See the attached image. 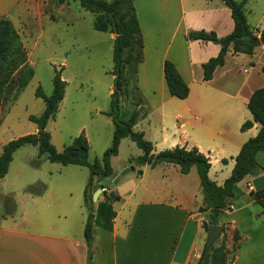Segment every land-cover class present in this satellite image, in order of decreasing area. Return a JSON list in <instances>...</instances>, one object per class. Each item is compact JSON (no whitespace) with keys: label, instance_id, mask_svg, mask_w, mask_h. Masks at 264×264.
<instances>
[{"label":"crops","instance_id":"0c3cea01","mask_svg":"<svg viewBox=\"0 0 264 264\" xmlns=\"http://www.w3.org/2000/svg\"><path fill=\"white\" fill-rule=\"evenodd\" d=\"M24 1L0 0V18L13 17ZM254 2L259 4L257 9L251 5ZM135 7L144 42L138 82L146 114L134 131L138 128L144 134L154 145V153L176 147L198 148L212 164L210 179L223 186L242 147L261 128L254 123L251 129L242 131L244 123L253 121L248 109L253 93L264 88V46L256 48L253 55L230 50L225 65L216 69L212 80L204 81L203 65L219 55L221 46L189 41L187 35L190 31L214 32L219 38L232 34L235 22L225 3L135 0ZM245 11L249 25L259 36L264 31V0H248ZM39 36L42 38L44 33ZM165 61L174 63L188 84L187 99L170 95ZM257 159L264 168L263 155ZM131 166L136 168V172H130L136 174L135 178L124 181L129 173L116 185L119 187L112 186L120 175L114 171L107 192L96 202L93 200L94 264H197L205 252V223L210 216L200 212L204 197L200 196L197 168L184 175L174 164L152 168L131 162L124 169ZM214 171L220 174L215 180L211 177ZM51 173L43 194L24 190L17 197L13 215L4 216L0 199V264H88V210L84 198L87 186L74 188V180L62 178V169ZM238 189L240 194L227 199L220 224L230 228L229 248L233 232L237 230L241 236V248L233 264H264V209L251 196L264 189V170L246 177ZM15 193L5 192L0 198ZM111 193L115 199L107 202L106 195Z\"/></svg>","mask_w":264,"mask_h":264},{"label":"trees","instance_id":"16d2710c","mask_svg":"<svg viewBox=\"0 0 264 264\" xmlns=\"http://www.w3.org/2000/svg\"><path fill=\"white\" fill-rule=\"evenodd\" d=\"M83 9L95 15L94 27L97 31L118 35L114 40V70L115 89L111 95V109L104 114L112 119L115 126L112 146L104 153L101 160L89 162L90 144L86 136L81 135L74 139L70 146L59 152L51 142V134L47 131V125L58 114L60 104L65 98L67 82L62 79L61 71H56L54 77V90L47 97L41 88L37 90V96L46 103V110L41 117H31V121L38 125V132L13 140L3 146L0 153V180L4 179L13 162L14 154L24 146L32 145L38 148L39 158L46 159L54 164L63 166L76 165L87 167L90 170V178L85 189V206L88 210V219L85 227V239L88 246V264L93 262V244L95 233V203L93 201V187L103 184V188L109 189L114 178L112 158L119 155L122 140L129 138L143 151V155L136 159L138 166L157 167L160 164H174L180 167L181 173L187 175L193 167H196L201 180V188L204 196L200 212H208L213 216V224L220 225L224 211L227 209V199L240 194L238 184L248 176L258 175L264 168L258 162V155L264 153V88L256 90L248 104V109L253 115V121H247L242 126V131L251 129L254 123L261 125L258 135L247 141L239 155L235 158L236 164L231 176L223 186L217 185L209 177L212 167L210 159L198 148L176 147L174 149L154 153V145L147 141L143 133L135 132L134 127L145 115L144 100L138 87L139 66L144 60V42L142 38L140 22L137 16L135 0H78ZM213 1V0H211ZM231 10L235 22L232 34L219 38L214 32L190 31L187 40L211 42L221 46L219 55L210 59L203 65L204 81L213 79L218 67L224 66L230 50L234 53L253 55L256 48L264 46V31L259 36L252 30L248 23L245 5L248 0H221ZM164 75L169 93L172 97L185 100L190 95V88L184 81L178 69L171 61L164 63ZM35 72L29 63L28 51L24 46L20 35L8 18H0V107L16 97L29 85ZM131 79H134L135 93L138 98L136 108L127 117L122 106L123 100L129 95ZM227 163V161H224ZM35 167L40 163L34 162ZM38 187V188H37ZM37 187L29 188L33 195H41L45 192V185L40 183ZM106 195V194H105ZM252 198L264 209V189L252 192ZM115 199L113 193L106 195V201ZM4 216L13 215L16 204L9 197H2ZM12 210H6L7 204ZM209 223H205L208 231ZM222 237L211 249L208 259L202 258L197 264H233L237 251L241 248L240 233L235 230L232 235V247L229 248L228 227L223 225Z\"/></svg>","mask_w":264,"mask_h":264},{"label":"rangeland","instance_id":"374dc122","mask_svg":"<svg viewBox=\"0 0 264 264\" xmlns=\"http://www.w3.org/2000/svg\"><path fill=\"white\" fill-rule=\"evenodd\" d=\"M251 5L255 9L259 7L255 2ZM9 20L28 51L35 76L15 100H9L0 107V153L7 143L37 132L39 127L31 117H41L46 110V103L37 96V90L41 88L50 97L56 71H61L67 87L58 114L47 125L51 142L62 152L75 138L84 135L90 144L89 162L101 160L112 146L115 131L111 118L104 113L111 109V94L115 89L112 73L116 35L97 31L95 15L83 9L78 0H25ZM41 32L44 33L42 38L39 36ZM134 82L131 79L129 95L122 102L127 117L138 101ZM135 131L138 132V128ZM142 155L143 151L126 138L121 142L119 155L112 158V167L121 174L129 163H136L135 160ZM261 155L264 157V153ZM37 161L39 167L33 164ZM56 169H62V178L74 180V188L80 184L87 186L90 178L87 167L64 168L49 162L46 157L39 158L38 148L27 145L14 154L7 176L0 180V195L16 192L9 198L17 205L16 200L21 193H30L29 188L37 187L41 180L45 185ZM54 177L60 178L58 175ZM135 177V173H130L124 181ZM211 177L215 180L220 174L214 171ZM80 193L82 198V191ZM7 209L12 210L9 203Z\"/></svg>","mask_w":264,"mask_h":264},{"label":"water","instance_id":"95a60500","mask_svg":"<svg viewBox=\"0 0 264 264\" xmlns=\"http://www.w3.org/2000/svg\"><path fill=\"white\" fill-rule=\"evenodd\" d=\"M115 35L116 36L118 35V30L116 27H115ZM130 172H136V168L134 166H131L125 169L118 177H116V179L112 183V186L118 185L121 179L125 177L127 174H129ZM140 174H142V172H140ZM93 192H94L93 200L96 202L103 193V184L101 183L96 184L93 187ZM208 223H209L208 236H207V243H206L205 252H204L205 259H208L211 249L215 246L217 241L222 237L223 232H224V227L222 225L213 224L212 215L209 216Z\"/></svg>","mask_w":264,"mask_h":264},{"label":"built area","instance_id":"2783aa9c","mask_svg":"<svg viewBox=\"0 0 264 264\" xmlns=\"http://www.w3.org/2000/svg\"><path fill=\"white\" fill-rule=\"evenodd\" d=\"M107 190H108V189H106V188H103V192H107Z\"/></svg>","mask_w":264,"mask_h":264}]
</instances>
